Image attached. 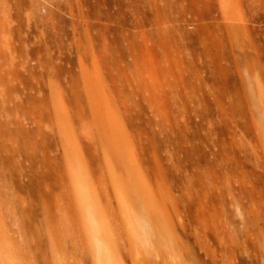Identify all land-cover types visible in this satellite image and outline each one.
Instances as JSON below:
<instances>
[{
  "label": "rangeland",
  "instance_id": "374dc122",
  "mask_svg": "<svg viewBox=\"0 0 264 264\" xmlns=\"http://www.w3.org/2000/svg\"><path fill=\"white\" fill-rule=\"evenodd\" d=\"M0 21L22 79L0 143L19 128L29 155L0 148V264H264V0H0Z\"/></svg>",
  "mask_w": 264,
  "mask_h": 264
},
{
  "label": "bare ground",
  "instance_id": "6f19581e",
  "mask_svg": "<svg viewBox=\"0 0 264 264\" xmlns=\"http://www.w3.org/2000/svg\"><path fill=\"white\" fill-rule=\"evenodd\" d=\"M6 33H8V34H6ZM9 35H10L9 29L7 30V28H5L3 23L0 21V94L3 98L4 97L9 98L12 94H16V92H17L7 84L8 77L11 79H14L16 81H19V82L22 80L21 75L19 74V67H18L19 63L16 62V60H14V56H13L14 53L12 54L11 47L9 46L8 41H7V38L11 37ZM14 111L17 115L24 113L23 109L20 106L15 107ZM6 112H7V110L5 108H2L0 111V114H2V113L4 114ZM17 121H18V119H17ZM18 129L10 130L7 133L10 136L11 142L13 145L12 146L10 145V147H8V146H5L4 144L0 143V148L3 147L6 150L11 149L13 152L17 153L18 155L23 156L24 158L28 159L29 155L27 154L26 146H24V142L21 143V141H20V140H22L21 139V132ZM27 143H28L27 144V146H28V145H30L31 142L29 143V140H28ZM68 143H66V145ZM263 148H264V146H263ZM2 205H3V203L0 201V207H2Z\"/></svg>",
  "mask_w": 264,
  "mask_h": 264
}]
</instances>
